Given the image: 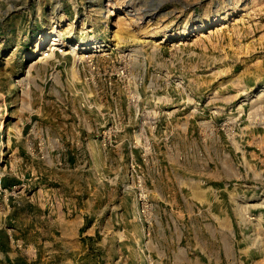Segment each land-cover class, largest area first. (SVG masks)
I'll list each match as a JSON object with an SVG mask.
<instances>
[{"label": "rangeland", "instance_id": "rangeland-1", "mask_svg": "<svg viewBox=\"0 0 264 264\" xmlns=\"http://www.w3.org/2000/svg\"><path fill=\"white\" fill-rule=\"evenodd\" d=\"M50 33L73 44L94 39L104 52L93 45V57L75 63L60 48L37 62ZM244 86L252 89L242 99L220 103L221 91ZM177 87L210 98L208 118L236 116L245 102L247 113L264 106V0H0V244L31 246L42 205L50 217L38 226L61 251L54 264H126L128 246L147 244L159 212L148 204L141 213L129 150H156L144 130L156 126L157 104L171 115L176 101L164 95ZM96 167H127L126 186L110 199L95 189ZM18 175L21 183L4 186ZM193 213L198 244L221 245L208 232L227 233V223L212 221L206 206ZM85 216L81 227L66 224Z\"/></svg>", "mask_w": 264, "mask_h": 264}, {"label": "crops", "instance_id": "crops-1", "mask_svg": "<svg viewBox=\"0 0 264 264\" xmlns=\"http://www.w3.org/2000/svg\"><path fill=\"white\" fill-rule=\"evenodd\" d=\"M251 89L221 91L220 103L239 101ZM164 98L176 102L168 112L171 115H163L162 105L157 104L158 122L150 131L144 130L150 141H157L149 162L144 161L142 147L129 150L128 157L136 159L146 174L147 202L159 212L149 217L152 226L147 244L128 246L126 264H264V246L259 245V237L264 238V106L247 113L245 102L236 116L226 111L224 117L208 118L212 100L203 99L194 89L177 87ZM125 140L122 146L127 149L131 139ZM100 152L93 159L102 157ZM94 176L95 189L111 191V199L126 186L128 169L113 173L110 168L96 167ZM21 182L20 175L8 177L4 186ZM132 205L136 206L133 196ZM196 206L208 207L212 221L227 223V233L208 232V237L220 238L221 245L198 244L193 224ZM36 212L31 217L36 227L31 246L21 249L1 242L0 264H54L52 255L61 251L48 247L49 237L38 226L50 214L42 205ZM131 215V220H137L134 212ZM81 219L66 220V224L77 222L81 227L87 217Z\"/></svg>", "mask_w": 264, "mask_h": 264}, {"label": "bare ground", "instance_id": "bare-ground-1", "mask_svg": "<svg viewBox=\"0 0 264 264\" xmlns=\"http://www.w3.org/2000/svg\"><path fill=\"white\" fill-rule=\"evenodd\" d=\"M228 15V14H227ZM151 16V15H150ZM148 18V17H147ZM225 20H227V17L225 18ZM218 23V20H214L211 23H206V24H201L199 25V30L201 32L205 31L206 29H208V27L215 25ZM223 25V24H222ZM226 25H224L223 27H225ZM59 26H56L55 29H53V33L56 32V28H58ZM51 35L49 36H44L37 44L36 47V52L39 53L40 55L38 56V60L37 62H41L44 60H47L46 57H51L55 54L56 51L60 50V48H64L61 52L63 53V55H69L72 54L73 55V61L76 63L77 61L82 62V61H86L87 59H90L91 57H93V55H90V51L93 50L92 46L96 45L97 47H95L96 49L94 50V52H101L104 50L102 49L103 47H105L104 43L103 44H99V42L95 41L94 39H87L85 41V43L82 42H78L76 43H72V42H67L64 41L62 38H60L58 35H52V33H50ZM50 40L49 43H51V47L47 52H44L46 46L45 43L47 40ZM99 41V40H98ZM83 47V48H81ZM82 49V52H79L78 49ZM44 50V51H43ZM43 51V52H42ZM93 52V51H92ZM92 54V53H91ZM51 55V56H50ZM54 58V56H53ZM57 58V57H56ZM36 63V61H35ZM264 91V90H263ZM8 115V113L6 114V116Z\"/></svg>", "mask_w": 264, "mask_h": 264}, {"label": "built area", "instance_id": "built-area-1", "mask_svg": "<svg viewBox=\"0 0 264 264\" xmlns=\"http://www.w3.org/2000/svg\"><path fill=\"white\" fill-rule=\"evenodd\" d=\"M142 156L144 158V161L146 163H148L149 158L151 157V152H150L149 148L145 147L143 149ZM142 169H143V166L140 163H136L135 165L133 164L132 178L134 180L136 179L135 181H137V184H135L136 188L138 187L139 189H141V193H139L138 199H139V203L142 207L141 213L145 214L146 213V207L145 206H148V202L146 199V194H144V192H143V186L145 183L146 174ZM18 242L19 243L16 246L21 248V249L24 248V243H21L20 241H18Z\"/></svg>", "mask_w": 264, "mask_h": 264}]
</instances>
